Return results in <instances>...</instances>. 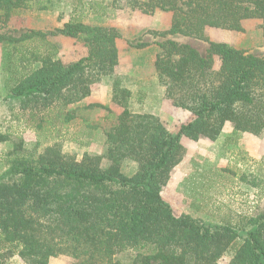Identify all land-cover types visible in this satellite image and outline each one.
Returning a JSON list of instances; mask_svg holds the SVG:
<instances>
[{
    "label": "trees",
    "instance_id": "obj_1",
    "mask_svg": "<svg viewBox=\"0 0 264 264\" xmlns=\"http://www.w3.org/2000/svg\"><path fill=\"white\" fill-rule=\"evenodd\" d=\"M53 6L54 0H0V46L17 57V68L28 71L9 98L19 101L21 111L40 116L33 126L40 136L54 131L53 137L60 139L59 126L76 119L67 108L114 74L122 35L116 27L88 25L75 12L52 32L8 29L19 12ZM124 6L144 15L171 12L170 28L153 32L163 38L208 41V28L240 32L250 19L262 22L264 36V0H126ZM57 35L78 39L88 56L69 64L55 60L59 48L49 36ZM37 39L45 44L44 51L40 44L32 45ZM158 45L159 82L190 119L174 134L158 116L132 111L133 92L117 77L112 103L119 113L99 103L89 106L106 110V119L114 122L106 133L105 155L85 154L78 162L52 147L32 155L23 141L0 155L8 164L0 175V264L16 256L26 264H49L62 254L75 259L71 264H220L238 240L228 264H264V213L213 225L175 215L162 195L184 158L182 137L216 141L227 125L234 135L264 137V57L225 42L210 41L206 54L170 39ZM9 140L0 133V142ZM103 159L111 162L107 170L100 167ZM127 160L138 166L131 176L121 171ZM240 180L264 190V177L256 169Z\"/></svg>",
    "mask_w": 264,
    "mask_h": 264
},
{
    "label": "rangeland",
    "instance_id": "obj_2",
    "mask_svg": "<svg viewBox=\"0 0 264 264\" xmlns=\"http://www.w3.org/2000/svg\"><path fill=\"white\" fill-rule=\"evenodd\" d=\"M125 3L126 0H54L51 10L19 12L9 23L8 29L18 33L52 32L62 29L72 19L74 12L76 17L82 15V21L88 25L116 27L122 35L117 42L119 62L113 75L104 76L99 83L93 85V92L96 93L94 99L101 90V84L105 85V89L100 96L103 97L108 91L113 98L114 84L119 77L122 87L133 92L130 109L158 116L174 134L190 119V113L174 106L166 97V88L159 82L155 61L162 49L158 43L170 39L191 45L206 54L210 41L225 42L232 47L264 57V36L260 20L243 21V30L240 32L208 28V41L182 35L163 38L153 32H165L170 28L173 18L171 12L157 11L154 15H144L124 6ZM89 7L97 13H92ZM49 41L59 48L58 54L53 58L65 64L88 56V48L78 39L57 35L49 36ZM35 43L40 44L42 51L45 50V44L41 40L37 39L32 45ZM143 43L148 46L137 47ZM17 63V57H13L7 47L0 46V133H6L10 138L8 143L0 146V155L11 151L21 141L24 142L25 151L32 155L42 153L47 147L74 157L78 162L82 161L85 154L105 155L106 133L114 122L106 119V110L89 108L91 104L97 103L90 97L93 93L67 108L75 114L76 119L66 126H59L62 136L60 139L53 137L56 135L54 131H46L40 136L41 132L33 127L39 122L40 116H31L30 112L21 111L19 101L9 98L18 78L28 72L17 68ZM106 106L115 108L116 113L120 111L114 107L112 100ZM85 120L98 123L100 128L92 129ZM225 129L224 138L219 141L181 138L186 149L184 158L174 169L162 191L175 215L187 214L213 225H221L223 220L237 223L240 216L264 213V190L240 180L244 172H253L255 169L264 177V137H235L232 135V126L227 125ZM242 143L247 145L245 147L249 151L243 148ZM251 150L259 153L258 156H253ZM110 165L108 159H103L100 163L103 170H107ZM7 167L5 160L0 161V175ZM137 169V164L130 160L121 166V171L128 176L133 175ZM240 244L241 240H238L227 251L220 264H228ZM74 261L73 257L62 254L52 258L49 264H71ZM9 264L26 263L16 256Z\"/></svg>",
    "mask_w": 264,
    "mask_h": 264
},
{
    "label": "crops",
    "instance_id": "obj_3",
    "mask_svg": "<svg viewBox=\"0 0 264 264\" xmlns=\"http://www.w3.org/2000/svg\"><path fill=\"white\" fill-rule=\"evenodd\" d=\"M104 83V82H103ZM104 89H105V85L104 84H101V92L99 91V92H97V95L98 96H95V99H94V95L96 94V93H94V92H92L93 94H92V96H90L93 100H95V102H97V103H100V104H104V105H109L110 103H111V100H112V95H109V93H108V91H107V93H104V96L103 97H101L100 96V93H103L104 92ZM108 90V89H107ZM226 129H224V131H225ZM224 131L222 132V134L220 135V137L216 140V141H219L220 139H222V138H224L223 136H224ZM232 135L233 136H238V135H234L233 134V128H232ZM247 136V135H250V136H253V137H255L254 135H251V134H249V133H241V134H239V136ZM249 138V137H248ZM9 141H6V142H0V146L2 145V144H4V143H8ZM253 143L254 144H256L255 143V141H253ZM244 146H243V148H246V150L247 151H249V148H247V147H245V146H247L246 144H244V143H242ZM252 151V155L253 156H255V157H257L258 156V154L259 153H253V150H251ZM261 156V155H260Z\"/></svg>",
    "mask_w": 264,
    "mask_h": 264
}]
</instances>
